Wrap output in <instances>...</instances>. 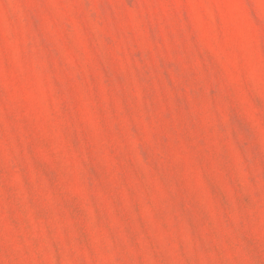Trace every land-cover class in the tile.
I'll list each match as a JSON object with an SVG mask.
<instances>
[{"label": "rangeland", "instance_id": "obj_1", "mask_svg": "<svg viewBox=\"0 0 264 264\" xmlns=\"http://www.w3.org/2000/svg\"><path fill=\"white\" fill-rule=\"evenodd\" d=\"M0 264H264V0H0Z\"/></svg>", "mask_w": 264, "mask_h": 264}]
</instances>
